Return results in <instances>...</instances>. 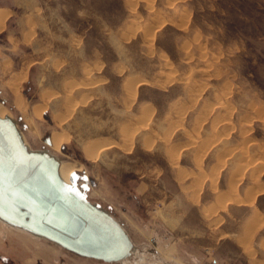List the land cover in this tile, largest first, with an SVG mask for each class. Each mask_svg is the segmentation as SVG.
<instances>
[{
  "label": "rangeland",
  "instance_id": "rangeland-1",
  "mask_svg": "<svg viewBox=\"0 0 264 264\" xmlns=\"http://www.w3.org/2000/svg\"><path fill=\"white\" fill-rule=\"evenodd\" d=\"M0 11V106L30 149L74 164L75 185L133 241L128 264H264V0ZM19 75L23 106L8 86ZM53 132L68 136L55 151ZM0 264L120 263L0 221Z\"/></svg>",
  "mask_w": 264,
  "mask_h": 264
},
{
  "label": "water",
  "instance_id": "water-1",
  "mask_svg": "<svg viewBox=\"0 0 264 264\" xmlns=\"http://www.w3.org/2000/svg\"><path fill=\"white\" fill-rule=\"evenodd\" d=\"M58 167L54 155L28 147L12 118L0 117V220L80 257L110 263L130 256L123 226L86 199L73 175L64 182Z\"/></svg>",
  "mask_w": 264,
  "mask_h": 264
},
{
  "label": "bare ground",
  "instance_id": "bare-ground-1",
  "mask_svg": "<svg viewBox=\"0 0 264 264\" xmlns=\"http://www.w3.org/2000/svg\"><path fill=\"white\" fill-rule=\"evenodd\" d=\"M174 9V8H173ZM172 9V10H173ZM179 12V10H178ZM177 13V9H174L172 11V14H175ZM5 15L7 14H3L1 13L0 11V28L3 26V23H4V20L5 18ZM9 15V14H8ZM7 67V66H6ZM20 73V72H19ZM18 73V74H19ZM23 73V72H21ZM17 74V75H18ZM12 78V77H11ZM14 78V77H13ZM24 78V76L22 75H19V76H16L13 80H11L10 82H8V86L11 88V90L13 91L14 93V103L17 105V106H23L24 103H23V98H22V94H20V91H19V85H20V82L21 80ZM10 79V78H9ZM45 102V101H44ZM222 104V103H220ZM23 108V107H22ZM44 108V105H37V106H34L33 107V112H34V115H37V116H40L41 112H42V109ZM20 109V108H19ZM25 115V113H23ZM5 116H8L10 118H12L9 114H6V110L3 106H0V117H5ZM26 117V116H25ZM14 121L15 119L12 118ZM16 122V121H15ZM17 124V122H16ZM22 134V133H21ZM22 137L24 139V136L22 134ZM68 136H64L62 134H60L59 132H53L50 136V147L52 149L55 150H58L60 148V146L63 144V142L67 139ZM25 141V139H24ZM26 143V141H25ZM27 144V143H26ZM28 145V144H27ZM108 145V144H107ZM29 147V145H28ZM94 145L92 143H87L84 145V153L86 155V157H93L92 154L96 152V150L94 149ZM104 148H106L107 146L104 145L103 146ZM103 147H100L97 151H100L101 149H104ZM30 148V147H29ZM59 160V159H58ZM76 168L74 166L73 163H69V162H62L59 160V167H58V174L60 176V178L66 182V183H70V175L72 173V171H74ZM87 199V198H86ZM88 200V199H87ZM89 201V200H88ZM109 213V212H108ZM110 214V213H109ZM2 223H4L5 225H8L7 223L3 222L2 220H0ZM10 226V225H8ZM12 227V226H10ZM18 230H22V229H19L17 228ZM24 231V230H22ZM26 232V231H25ZM28 233V232H26ZM31 234V233H30ZM35 236V235H34ZM36 237H39V236H36ZM41 238V237H39ZM132 241V240H131ZM132 250H131V254L130 256L120 260V261H117V262H110V263H120V264H128L129 263V259L130 257H132V255L135 253V247H134V243L132 241ZM132 260V259H131ZM103 262V261H102ZM104 263H107V262H104ZM134 264V263H133Z\"/></svg>",
  "mask_w": 264,
  "mask_h": 264
},
{
  "label": "snow or ice",
  "instance_id": "snow-or-ice-1",
  "mask_svg": "<svg viewBox=\"0 0 264 264\" xmlns=\"http://www.w3.org/2000/svg\"><path fill=\"white\" fill-rule=\"evenodd\" d=\"M12 163L13 164H15L16 163V161H15V158H13V161H12ZM68 191H72L73 193H75V190L74 189H69ZM81 199H83V197H80Z\"/></svg>",
  "mask_w": 264,
  "mask_h": 264
}]
</instances>
